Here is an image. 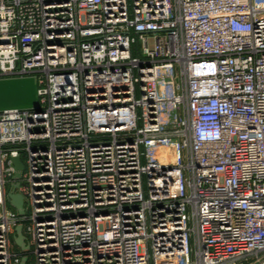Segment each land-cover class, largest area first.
<instances>
[{
	"label": "built area",
	"instance_id": "built-area-1",
	"mask_svg": "<svg viewBox=\"0 0 264 264\" xmlns=\"http://www.w3.org/2000/svg\"><path fill=\"white\" fill-rule=\"evenodd\" d=\"M29 76L40 109L0 111V264L264 253V0H0V79Z\"/></svg>",
	"mask_w": 264,
	"mask_h": 264
},
{
	"label": "water",
	"instance_id": "water-1",
	"mask_svg": "<svg viewBox=\"0 0 264 264\" xmlns=\"http://www.w3.org/2000/svg\"><path fill=\"white\" fill-rule=\"evenodd\" d=\"M6 109H40V99L38 94V82L33 76L14 77L0 79V111ZM12 163L16 168L15 178L20 179L25 165L21 156L13 157ZM19 183H15L11 191L8 192L9 202L17 209L19 214L25 213L24 196L20 192H15ZM15 242L23 249H29L23 226L16 227ZM28 257L23 256L20 264H27Z\"/></svg>",
	"mask_w": 264,
	"mask_h": 264
},
{
	"label": "rangeland",
	"instance_id": "rangeland-1",
	"mask_svg": "<svg viewBox=\"0 0 264 264\" xmlns=\"http://www.w3.org/2000/svg\"><path fill=\"white\" fill-rule=\"evenodd\" d=\"M21 158H22L23 163H26V160H27L26 154H23ZM8 188H10V187H8ZM7 206H8L9 209L16 210V208H15L10 202H8V205H7ZM27 209H29L28 204H27ZM13 249L16 250V251H18V250H20V247H19L17 244H15L14 247H13ZM253 256H254V255H253ZM251 259H252L256 264H257V263H258V264H261L260 261H262V260L264 259V253L259 254L258 257H256V256H254V258L251 257ZM33 260H34L33 257L30 255V257H29V261H28L27 264H31Z\"/></svg>",
	"mask_w": 264,
	"mask_h": 264
},
{
	"label": "crops",
	"instance_id": "crops-1",
	"mask_svg": "<svg viewBox=\"0 0 264 264\" xmlns=\"http://www.w3.org/2000/svg\"><path fill=\"white\" fill-rule=\"evenodd\" d=\"M245 264H256L251 258H248L244 261ZM258 264V263H257Z\"/></svg>",
	"mask_w": 264,
	"mask_h": 264
}]
</instances>
